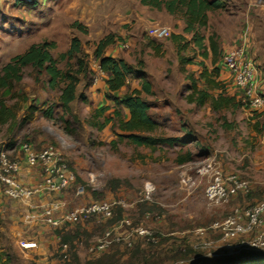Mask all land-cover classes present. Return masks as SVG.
I'll return each instance as SVG.
<instances>
[{
  "label": "rangeland",
  "instance_id": "obj_1",
  "mask_svg": "<svg viewBox=\"0 0 264 264\" xmlns=\"http://www.w3.org/2000/svg\"><path fill=\"white\" fill-rule=\"evenodd\" d=\"M225 1V9L210 12L207 27H198L199 34L206 39L204 46L209 48L212 39L218 44V55L214 56L210 49L212 58L206 59H209L212 71H216L223 66V54L242 43V37L252 40L248 53L257 66L264 93V12L255 15L256 10H253L258 0ZM258 8L264 11V7ZM184 20L182 13L170 14L165 8L159 10L143 5L141 0H0V73L13 57L44 41L55 45L51 53L61 69L76 65L75 60L61 59L75 37L82 43L80 56L91 70L86 79L82 77L78 87L81 97L65 111L60 105V92L49 86L47 73L40 75L32 67L25 68L23 80L14 84L11 93L5 97L18 116L13 128L2 127L0 149L6 148L17 155L24 142H31L36 149L50 144L57 147L74 171L76 183L60 194H51V199L47 197V200H62L68 204L67 209H73L94 201L124 199L131 205L119 209L118 216L122 214L121 219L130 217L135 226L143 225L157 232L160 239L153 246L143 236L133 233L132 245L125 242L112 244L102 253H93L91 247L121 219L112 223L91 219L60 231L70 237L69 242L80 264L101 258L107 260L108 257L114 264H145V252H148L149 264H264V249L225 250L218 243L220 232L211 228L233 208L264 200V111L258 112L262 114L260 118L251 122L245 116L251 112L243 106L214 111L209 104L197 106L186 101L192 83L188 76L197 74L199 78L196 66H200L198 60L204 49L196 46L194 35L188 34L190 39L183 41L188 44L183 56L193 63L180 67L173 43L166 44L159 55L149 46L153 39L149 32L152 27L162 25L174 32L180 30L174 27L175 24ZM76 22L87 31L74 27ZM110 35L116 42L105 53L117 49L116 54L127 56L135 64L143 61L146 67L148 62L152 74L157 75L155 95L148 99L153 103L151 113L163 122V126L154 134L178 137L180 140L176 145H163L156 151L136 146L127 139L116 145L112 143L119 140L116 122L109 123L103 130L92 126L102 96L109 102L103 87L106 79L98 74L100 62L95 57V50L99 42ZM124 42L130 47H121ZM231 86L225 84L224 88ZM220 91L229 94L227 90ZM229 91L238 93L236 101L242 104L240 92L236 88ZM126 93L127 89H122L116 94L124 97ZM108 106L110 109L98 119L99 122L113 116L116 107ZM49 108L55 110L53 119L45 117ZM225 117L231 124H236L235 128L224 127ZM64 121L71 123L75 134L66 129ZM190 152L194 159L181 164L180 156ZM211 159H216L226 174L236 172L248 179L253 186L252 192L238 195L227 205L210 206L205 196L209 177L197 171ZM78 186L84 187V193L79 196L76 195ZM147 194L149 199H146ZM5 198L7 200L0 206L3 214L0 250L9 255L11 264H63L60 256L62 241L58 232L49 228L44 231L40 249L23 250L20 247L21 240L33 238L37 231L24 225L19 219L21 215L14 221L10 208H22ZM146 202L148 206H155L157 216L152 214L149 218L143 213ZM199 228H205L204 235L197 233ZM118 232L129 234L131 229L124 226ZM203 239L216 242L218 258L209 256L212 249L201 248ZM184 247L188 248L186 254L175 253ZM137 248H140L138 253Z\"/></svg>",
  "mask_w": 264,
  "mask_h": 264
},
{
  "label": "built area",
  "instance_id": "obj_2",
  "mask_svg": "<svg viewBox=\"0 0 264 264\" xmlns=\"http://www.w3.org/2000/svg\"><path fill=\"white\" fill-rule=\"evenodd\" d=\"M255 5L264 7V0H258ZM149 32L154 39L162 40L172 36L170 28L162 25L152 27ZM241 39H243L242 43H238L223 54L222 61L225 72L229 74L233 85L240 92L243 108H247L251 112L249 115L254 121L262 115L257 113L264 111V93L257 66L248 53V45L252 40L248 41L244 37ZM121 47L129 48L130 44L124 42ZM98 74L105 75L100 63L98 64ZM18 154L14 155L5 148L0 150V191L8 199L26 207L25 220L28 222H32L36 218L37 222H41L51 230H63L92 218L106 222L114 217L117 207L127 208L131 205L124 199H105L67 209L62 200L45 201L51 194H60L76 183L74 171L61 151L51 144L36 149L31 142H24L21 144ZM25 168H38L41 172L39 180L33 184L26 182L23 177ZM197 172L209 177L205 196L210 206H224L238 195H248L252 192L253 186L248 179L242 178L236 172L226 174L216 159L206 162ZM83 193L84 187L78 186L76 195L79 196ZM147 193H150L148 189ZM146 199H149V195ZM146 215L150 217L151 213ZM124 226L131 229L129 234H119L118 231ZM211 228L220 232L221 239L218 243L225 250H263L264 200L252 205L233 208L228 216L214 222ZM204 229L199 228L197 233L204 235ZM133 233L143 236L151 242H157L159 239L149 228L143 225L135 226L132 219L125 216L118 225L108 228L104 236L90 250L93 253H102L112 244L125 242L132 245L131 236ZM201 244V248L203 247L204 250L212 249L209 256L213 259L218 258L216 242L203 239ZM20 247L23 250H33L39 248V244L34 239H24L21 240ZM69 249L68 243H61L60 256L62 260L68 259Z\"/></svg>",
  "mask_w": 264,
  "mask_h": 264
},
{
  "label": "trees",
  "instance_id": "obj_3",
  "mask_svg": "<svg viewBox=\"0 0 264 264\" xmlns=\"http://www.w3.org/2000/svg\"><path fill=\"white\" fill-rule=\"evenodd\" d=\"M141 2L143 5L159 10L165 8L170 14L182 13L187 24L185 32L193 33L195 44L199 48L204 49L202 53H204L205 56L209 55V52H207L208 47L204 46L205 37L199 34L198 27H207L209 23V13L225 9L227 6L225 0H141ZM74 27L82 31H87L79 22H76ZM171 37L176 44L181 63H193L189 58H186L181 54L188 47V44L183 42L187 39L182 35L176 34H172ZM115 42L116 39L112 35L102 39L96 47L95 57L99 60L102 70L109 75L105 80L107 87L106 96L109 100L115 102L116 110L112 117L106 118L104 122H99L98 119L104 116L110 107L103 106L96 109V120L92 122V126L97 127L99 130H103L109 123L116 122L117 128L119 129V132L117 133L119 140L112 142L116 145L119 141L125 139L136 146H144L150 148L152 151L160 149L163 145H176L180 140L178 137L154 134L161 126H163V122L151 113L153 103L147 96H154L155 91L152 82L148 79L144 62L139 61L138 64H130L121 57L107 55L105 53L106 49ZM81 46V41L75 37L72 40L70 49L61 55L62 60L76 61V65L70 64L65 70L59 67L58 60H56L51 53V50L55 45L50 44L48 41L32 45L26 52L16 55L10 60V62L3 66L0 73V133L2 132L3 126L8 125L13 128L16 125L18 116L17 111L14 107L7 104L5 97L11 93L14 84L23 80L24 69L27 67H32L40 75L44 72L47 73L49 76L50 88L60 92L59 101L61 107L65 111L70 109V105L81 97L78 94V87L82 82V77L83 79H86L91 73L88 62L80 56L82 54ZM149 46L152 47L158 55L161 54L162 45L157 44L156 39L153 38L150 40ZM210 49H212L214 56L218 55V44L213 42V39L211 41ZM202 68L199 78L196 77V74L188 76L192 82L190 85V92L186 96V101L189 104H195L197 106L209 104L214 111H222L224 109H229L230 107L237 109L238 107L243 106L241 102L236 101L238 95L236 92L233 94L229 93L231 95H214L206 88L201 87V84L208 85L210 90L214 89L216 86L219 87V89L224 87L223 83L219 80L220 74L222 73L221 68L218 67L216 71H209L204 64ZM198 79L201 80V84ZM137 80L139 81L141 88L134 86V83ZM123 88L127 89V93L124 97L116 96L115 93L121 91ZM124 108H128L130 111L131 117L129 119H125L124 117ZM54 111L53 108H49L46 111L45 117L49 119L55 118ZM225 119L226 122L224 127L229 130L233 129L235 127L234 124L228 122L226 117ZM64 123L66 129L70 133L75 134V130L72 128L71 123L69 121H64ZM193 159V153L190 152L186 155H181L179 162L185 164L191 162ZM117 181L120 183V180ZM239 196L244 195L240 194ZM142 208L143 213H151L150 217L157 216L154 205L148 206L146 202L143 204ZM119 209L123 210L124 208L117 207L114 217L110 218L105 223H112L113 221L115 222L116 220L121 219L122 214L118 216L121 212H117ZM92 219L94 220L95 218ZM1 224L2 213L0 211V237ZM60 231L61 230H56L55 232H58L60 240L62 241L61 243H68L70 245L68 252L69 257L68 259L63 260V264H80V259L77 254L73 252L72 245L69 242L70 237L64 236L61 233L62 231ZM154 234L158 236L157 232ZM159 241L160 239H158L157 242L149 241V243L155 246ZM139 250L140 248H137L135 250L137 251L136 253H138ZM187 252L188 248L184 247L180 248L175 253L181 256ZM147 254L148 252H145V264L148 263L149 256H147ZM113 261L114 260L108 257L107 260L101 258L96 261H89L87 264H114ZM0 264H11V258L9 255L1 250Z\"/></svg>",
  "mask_w": 264,
  "mask_h": 264
},
{
  "label": "crops",
  "instance_id": "obj_4",
  "mask_svg": "<svg viewBox=\"0 0 264 264\" xmlns=\"http://www.w3.org/2000/svg\"><path fill=\"white\" fill-rule=\"evenodd\" d=\"M256 10V11H255ZM263 10V8H258V7H256L253 11H255V15H263V14H261L262 12H264V11H262ZM254 14H253V16H254V19L255 20H257V18H256V16H255ZM209 18H211V14L209 13ZM186 26H187V24H186V21L184 20V22H181V21H179L177 24H175V26L174 27H176V28H180V30H178V31H172V34H176V35H182V36H184L187 40H189L190 39V37H189V35L188 34H191V35H194L193 33H187V32H185V28H186ZM157 41V43H159V45H162V51H163V48L165 47V45L167 44V45H169L170 43L172 44H174V46H175V54H176V56H177V59H176V61H178L177 62V65H179L180 67L182 66V65H184V64H182L181 63V61H180V58H179V55H178V51H177V48H176V44L174 43V41L172 40V37L170 38V39H167V40H164V41H158V40H156ZM204 42H206V39H204ZM164 44V45H163ZM204 45H206V44H204ZM197 46V45H196ZM252 46V45H251ZM253 46H254V43H253ZM252 46V47H253ZM198 47V46H197ZM228 49V48H227ZM208 51L207 52H209V55L208 56H205L204 55V53H202V52H200V57H201V59L200 60H198V63H199V65L200 66H196V65H194V66H196V68L197 69H199V72H198V74H200V72L202 71V66H203V64L206 66V68L209 70V71H212L213 69L210 67V65H209V63H208V60L209 59H206V58H209V57H211L212 58V53H211V50H210V47L207 49ZM117 49L113 52V53H111V52H108V53H106L107 55H109V56H112V57H121V58H123V59H125L128 63H130V64H135V62H133L132 60H128V58H127V56H120V55H118V54H116L117 53ZM206 52V51H205ZM162 53V52H161ZM182 55H183V52L181 53ZM189 64V63H188ZM219 68H221V70H222V73L220 74V81L223 83V86L226 84V85H232L230 88H227V89H225L224 87L222 88V91H225V90H227V92L228 93H231L229 90L230 89H235V86L233 85V80H232V78L229 76V74L228 73H226L225 72V69H224V67L221 65V66H219ZM145 71H146V73H147V75H148V79L152 82V84H153V87H154V91H155V89H156V86H155V78H156V74H155V72H154V74H152L153 72L151 71V68H150V64L148 63V62H146V67H145ZM196 72H197V70H196ZM224 73V74H223ZM197 75V74H196ZM104 77H105V79L106 78H108L109 77V75L107 74V73H105V75H104ZM134 86L135 87H138V88H141V86H140V83H139V81L137 80L136 81V83L134 84ZM203 88H206L207 90H209L210 92H212L214 95H220V94H224V92L222 93L221 91H220V89H219V87H215L214 89H215V91H212L213 89H209L210 87L208 86V85H206V84H203V85H201ZM103 87L105 88V91H107V87H106V82L105 83H103ZM229 87V86H228ZM123 89H126V88H123ZM216 89H219L218 91H216ZM117 93V92H116ZM115 93V95L116 96H118L117 94ZM105 95H106V93H105ZM120 97V96H119ZM148 97V96H147ZM104 99V96H102V99H101V105H99L98 106V108H100V107H103V106H108V105H113V106H115L116 104H115V102L114 101H112V100H108L109 102H106L105 100H103ZM100 102H99V104H100ZM114 104H113V103ZM210 109L212 110V107H210ZM245 110V109H244ZM123 113H124V117H125V119H129L130 117H131V115H130V111H129V109L128 108H124L123 109ZM245 116H246V118L249 120V121H251V122H254L251 118H250V115L249 114H245ZM235 120H236V123L238 124V126H239V120H238V118L237 117H235ZM234 126H236V124L234 125ZM235 128V127H234ZM40 176H41V172H40V170L38 169V168H35V169H30V168H25L24 169V174H23V177H24V179H25V181L26 182H28V183H30V184H33V183H35V182H37L38 180H39V178H40ZM48 198L49 199H51V196H48ZM4 200V202H5V200H7L5 197H4V195H3V193L0 191V206H1V204H2V201ZM45 201H48L47 200V198L45 199ZM64 202V201H63ZM19 206H20V208H22L21 210H19V208L18 207H14V208H10V211H9V213L12 215V218H14V221H17V215L18 216H20L19 217V219L22 221V223L24 224V225H28V228H35L36 229V231H37V235H33V238H28V239H34V240H36L37 242H38V244H39V249H40V247H42V239L43 238H45V236H44V231H45V229L47 228L46 226H44L41 222H37L36 221V218H34L33 220H32V222H28L27 220H25V216H26V214H27V212H26V207L23 205V204H21V203H18V202H16ZM65 203V207L67 208V203L66 202H64ZM0 211H1V208H0ZM2 213V212H1ZM3 215V214H2ZM147 216V215H146ZM3 217V216H2ZM158 224H161V222H158ZM42 230H43V232H42ZM51 230V229H50Z\"/></svg>",
  "mask_w": 264,
  "mask_h": 264
}]
</instances>
